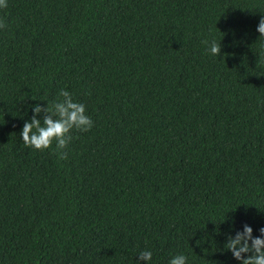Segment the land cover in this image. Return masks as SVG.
I'll use <instances>...</instances> for the list:
<instances>
[{
    "label": "trees",
    "instance_id": "trees-1",
    "mask_svg": "<svg viewBox=\"0 0 264 264\" xmlns=\"http://www.w3.org/2000/svg\"><path fill=\"white\" fill-rule=\"evenodd\" d=\"M0 17V264H241L228 237L264 227V0H8ZM61 89L94 121L66 160L21 136Z\"/></svg>",
    "mask_w": 264,
    "mask_h": 264
},
{
    "label": "clouds",
    "instance_id": "clouds-1",
    "mask_svg": "<svg viewBox=\"0 0 264 264\" xmlns=\"http://www.w3.org/2000/svg\"><path fill=\"white\" fill-rule=\"evenodd\" d=\"M8 0H0V9L7 8ZM7 28V22L0 17V30ZM257 31L264 36V17L260 19ZM208 43V41H204ZM210 54L220 56L221 44L213 40L209 47ZM34 114L29 121H25L21 136L26 147L38 151H45L52 148L60 160L68 159V153L64 149L68 148L73 139V130L86 132L93 128L94 121L87 114L85 104L74 100L73 95L61 89L58 99L53 102L48 101L47 107L36 105ZM44 113L43 121L40 114ZM261 235L253 236V228L248 224L244 225L243 231H238L235 236H229L225 248L230 250L235 259L241 264H264V227L259 229ZM248 254L245 256V254ZM153 253L149 250L139 252L140 262L151 264ZM169 264H187L185 255H176Z\"/></svg>",
    "mask_w": 264,
    "mask_h": 264
}]
</instances>
